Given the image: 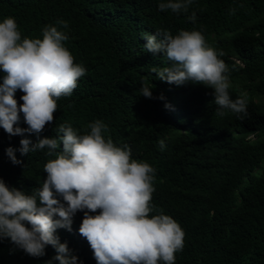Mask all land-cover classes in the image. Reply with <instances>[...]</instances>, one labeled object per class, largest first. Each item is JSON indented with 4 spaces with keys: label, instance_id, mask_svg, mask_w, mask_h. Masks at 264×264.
Masks as SVG:
<instances>
[{
    "label": "trees",
    "instance_id": "obj_1",
    "mask_svg": "<svg viewBox=\"0 0 264 264\" xmlns=\"http://www.w3.org/2000/svg\"><path fill=\"white\" fill-rule=\"evenodd\" d=\"M161 2L166 0H0V22L13 17L21 40L42 39L43 28L55 26L69 37L63 43L74 62L86 69L72 95L57 100L54 121L40 138L59 142L62 124L89 134V124L103 121L106 140L128 145L132 159L155 170L149 218L167 215L185 234L175 264H264V0H193L179 15L161 12ZM193 13L195 22L189 19ZM61 20L67 29L57 24ZM182 30L200 31L210 47L225 53L220 58L229 69V94L233 100L247 96L246 117L227 110L221 117L213 89L169 84L153 72L172 62L147 52L144 34L175 36ZM5 75L0 69V85ZM142 86L152 90L151 99L142 95ZM23 95L15 93L18 105ZM16 126L28 127L22 113ZM24 138L37 142L35 134L10 137L0 128V179L31 194L42 186L44 166L56 155H45L46 149L22 155ZM8 148L20 164L12 163ZM84 211L73 217L71 231L57 229L55 235L77 264H97L79 234ZM45 251L31 257L2 239L0 264H46L57 252L51 245Z\"/></svg>",
    "mask_w": 264,
    "mask_h": 264
},
{
    "label": "clouds",
    "instance_id": "obj_2",
    "mask_svg": "<svg viewBox=\"0 0 264 264\" xmlns=\"http://www.w3.org/2000/svg\"><path fill=\"white\" fill-rule=\"evenodd\" d=\"M192 3L166 0L158 8L179 15ZM235 11L231 9L230 15ZM189 19L195 22V13ZM57 24L68 28L66 21ZM42 36L21 40L13 17L0 22V69L6 73L0 85V128L10 137L37 136L36 143L28 138L20 140L22 155L45 149V155H56L44 166L47 178L42 186L31 194L9 188L0 179V240L10 239L31 257L45 256L46 247L51 245L57 255L46 264H77V257L55 233L57 229L71 231L75 214L87 209L79 234L90 244L97 264H175L185 234L167 215L149 218L155 170L148 163L132 159L128 145L121 148L111 138L106 140L103 133L109 129L100 120L87 126L89 134H78L71 125L62 124L59 142L57 138H40L45 126L54 121L57 100L72 95L78 79L86 74L85 67L75 63L64 46L69 37L63 31L48 25ZM143 39L147 52L163 54L172 62L160 71L153 68L159 79L177 86L192 82L213 89L221 117L227 111L239 119L248 115L247 96L233 100L229 94V69L220 58L225 53L210 47L200 31L182 30L175 36L167 31L145 33ZM17 90L24 93L22 105L14 98ZM140 90L145 98H152L149 87ZM21 113L27 128L16 126ZM61 144L62 151L57 153ZM160 146L163 150V141ZM6 154L14 165L21 163L12 148ZM97 210L98 215H89Z\"/></svg>",
    "mask_w": 264,
    "mask_h": 264
}]
</instances>
